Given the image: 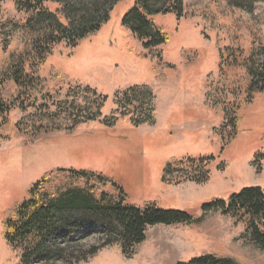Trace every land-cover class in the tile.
Segmentation results:
<instances>
[{"label":"rangeland","instance_id":"rangeland-1","mask_svg":"<svg viewBox=\"0 0 264 264\" xmlns=\"http://www.w3.org/2000/svg\"><path fill=\"white\" fill-rule=\"evenodd\" d=\"M136 1L118 2L102 29L77 47H56L40 71L52 94L62 89L63 101L76 95L71 87L89 86L106 97L98 121L69 130L73 118L52 120L51 108L43 122L62 131L32 139L16 124L31 122L36 110H14L9 122L0 120V264H21L20 251L4 238L5 223L30 201L31 191L47 173L51 177L43 184L46 194L58 196L83 187L70 171L111 178L126 194L127 205H155L193 219L191 224L148 228L146 240L131 256L116 245L81 264H189L208 255L232 258L238 264H264V249L245 236V224L205 210L244 188L264 191V94L247 101L250 77L242 68L252 51L264 48V3H255L248 11L228 0H184L181 19L175 14L152 17L168 39L147 50L123 24ZM2 8L4 17L24 21L12 0ZM7 40L0 34V63L22 48V36L17 34L3 51ZM134 87H147L155 97L153 124L136 126L131 116L120 115L117 97ZM76 93L79 103L88 98L80 89ZM226 110H236L237 131L227 123ZM113 117L115 122L108 125ZM203 158H211L208 180L184 179L187 160ZM106 192L117 194L112 187ZM102 233V226L91 223L73 233L62 232L57 243L89 250L103 244Z\"/></svg>","mask_w":264,"mask_h":264},{"label":"trees","instance_id":"trees-1","mask_svg":"<svg viewBox=\"0 0 264 264\" xmlns=\"http://www.w3.org/2000/svg\"><path fill=\"white\" fill-rule=\"evenodd\" d=\"M0 0V34L7 36L3 51L9 48V40L15 35L22 36V48L12 52L0 63V120L9 122L14 110L28 112L36 110L31 122H18L16 128L30 133L32 139L47 136L50 132L62 131L60 126H45L44 119L50 117L54 108L55 118L69 115L73 118L69 130L81 124L98 121L103 115L107 98L87 86L73 88L71 101H63L62 89L50 92L48 82L40 71L53 50L61 45L75 48L89 37L96 35L106 24L121 0H12L18 13L25 16L22 23L4 17ZM235 8L252 11L253 4L264 0H228ZM57 5L51 10L48 5ZM175 14L184 16V0H137L135 6L123 19V24L143 42L145 49L151 50L166 44L167 36L152 21L156 15ZM2 18V19H1ZM2 20V21H1ZM237 60V58H236ZM242 68L249 75L248 102L254 94H264V48L252 51L243 61ZM80 89L87 99L79 103L76 93ZM155 97L147 87H134L117 97L116 106L123 116H131L134 125L153 124ZM237 108L239 106L237 105ZM128 109V112H125ZM228 124L237 131L236 110H226ZM116 118L110 120L112 125ZM237 132H235V135ZM211 158L199 161L189 159L188 171L184 179L195 183L208 180L207 167ZM178 164L177 161H175ZM180 163H182L180 161ZM83 182L81 188H69L58 196L43 192L51 174L44 175L31 191L30 201L22 204L13 219L5 223L4 238L7 243L20 251L21 264H81L87 262L106 247L120 245L125 256H131L133 249L146 240L148 228L158 225L191 224L193 219L182 211L163 210L155 205L138 208L127 205L126 194L111 178L93 172L70 171ZM117 190L112 196L107 188ZM206 211L215 210L228 215L239 224L246 225L245 236L256 247L264 249V191L261 187H248L233 194L227 201L218 200L207 205ZM95 223L103 227V244L89 250H76L73 245L61 246L57 243L60 234L72 233ZM189 264H238L232 258L208 255L193 260Z\"/></svg>","mask_w":264,"mask_h":264}]
</instances>
